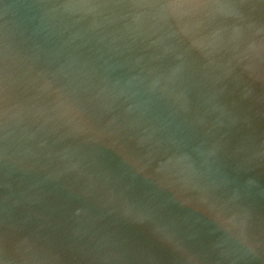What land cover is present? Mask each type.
Listing matches in <instances>:
<instances>
[{
  "label": "water",
  "instance_id": "1",
  "mask_svg": "<svg viewBox=\"0 0 264 264\" xmlns=\"http://www.w3.org/2000/svg\"><path fill=\"white\" fill-rule=\"evenodd\" d=\"M0 264H264V0H0Z\"/></svg>",
  "mask_w": 264,
  "mask_h": 264
}]
</instances>
